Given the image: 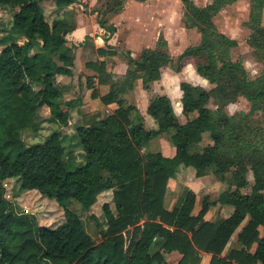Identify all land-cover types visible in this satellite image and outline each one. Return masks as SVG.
Segmentation results:
<instances>
[{"label":"trees","instance_id":"trees-1","mask_svg":"<svg viewBox=\"0 0 264 264\" xmlns=\"http://www.w3.org/2000/svg\"><path fill=\"white\" fill-rule=\"evenodd\" d=\"M78 1L52 0L58 11L49 20L40 0H0V7L15 8L7 31L9 43L0 48V264H201V251L211 253L208 264H264V135L253 133L248 122L250 114L264 110V69L250 77L244 63L232 59L237 39L219 30L215 22V15L236 0L204 5L182 0V22L198 29L200 41L175 57L163 35L137 57L127 50L122 81L115 80L107 68L106 56L117 53L109 43L117 26L108 15L120 13L126 0H109L97 8L108 46L97 47L100 59L85 62L95 71L86 80L91 84L97 76L99 84H108L107 91L94 87L90 95L115 108L95 122L77 124L83 154L66 156L58 128L72 119L75 99H62L60 77L72 76L75 50L92 37L89 33L81 39L75 36L72 4ZM263 8L264 0H251L248 25L254 56L264 64ZM190 56L200 59L196 71L213 86L180 82L182 113L187 117L183 122L167 94L154 95L147 112L158 126L146 128L140 115L133 118L137 107L123 93L138 79L149 89L164 67L180 71ZM240 96L251 102L250 110L228 114L224 107ZM211 99L215 109L209 106ZM47 123L56 126L45 139L25 141V131L36 135ZM170 128L174 154L141 152L140 147ZM204 134L210 141L201 145ZM68 161L79 163L69 168ZM180 165L192 166L197 177L211 168L225 179L230 171L235 187L221 190L215 198L204 195L195 213L197 192L188 186L169 208L166 192ZM249 168L254 183L246 193L241 188L249 183ZM13 177L22 189H36L62 204L64 221L56 226L39 224L33 214L15 211L1 186L2 180ZM108 190L114 209L110 201L103 202L106 226L95 243L80 214L67 202L76 199L90 209ZM216 203L230 205L232 211L216 220L204 218ZM235 232L240 245L223 255ZM173 251L179 257L169 261L166 253Z\"/></svg>","mask_w":264,"mask_h":264},{"label":"rangeland","instance_id":"rangeland-1","mask_svg":"<svg viewBox=\"0 0 264 264\" xmlns=\"http://www.w3.org/2000/svg\"><path fill=\"white\" fill-rule=\"evenodd\" d=\"M108 1L109 0H79L72 4L73 16L77 25L75 36L81 39L85 34L89 33L92 37L88 41L85 53H82L81 48L75 50L76 59L73 74L78 75L79 79L77 78L75 81H70V76L60 77L62 82H64L63 85H65L62 99L68 100L71 98L75 99L76 97V99L73 100V106H71L72 119L68 125L59 126L58 128L63 143L66 146V156L72 154L81 156V154H83V147L76 134L75 128L77 124H90L95 122L111 111H106L108 108L107 106L111 105L112 109L115 108V104H106L101 100L91 102V98L94 97H92L90 93L94 87L99 88V83L97 76L93 77V83H87V73L92 75L95 71L92 69L87 71V67L84 65L86 60L101 58V55L96 51V46L100 43L105 44L104 46H108L103 41L104 39L102 37L103 33H106L107 30L98 24V12H96L97 8L104 6L106 3L108 4ZM193 1L198 5H204L212 0ZM40 2H42L45 8L47 18L52 20L53 15L58 9L55 8L52 0H40ZM250 2L251 0H236L226 5L215 15V22L219 30L236 38L238 41V45L231 50L232 59L241 60L248 70L250 77H256L263 71L264 64L254 56V47L250 42L251 29L248 25ZM14 11L15 8L5 4L0 7V28H4L0 31V48L9 43L7 31L11 28ZM183 11L184 7L182 0H126L124 9L119 15L115 16V14L110 13L108 15L109 20L117 25L116 33L111 37L110 45L116 48L117 53L115 55L106 56V61L108 70L114 73V79L122 81L124 78V70L127 65L125 52L127 50H130L133 57H137L143 47H154L160 35L166 38L167 48L174 57L186 46L198 43L201 34L195 27L187 28L184 26L182 22ZM262 23L264 24V8ZM141 30H143V33H141ZM19 35V38L23 40L24 36L22 34ZM93 36H100L102 41L98 44V40H92ZM114 36L115 39L112 40ZM126 36H131V42H128L129 45L126 44ZM114 44L118 45L115 46ZM199 60L198 57L185 59L180 71L173 69V67L169 65L164 67L161 78L154 81L149 89H145L141 79H138L131 89L123 93L128 103L134 104L137 107V110L132 112L133 118L136 119L137 116L140 115L144 120L146 128H157V122L147 112V107L150 99L154 95L164 93L170 94L171 97H169L174 99V101H172V99L171 101L178 120L180 122L185 121L187 117L182 113V103L178 104L176 101L178 100L176 96H180V82L182 80H188L195 84H202L206 88L213 86V83L202 78L201 75L197 73L196 63ZM76 84H78V86L74 88L73 86H76ZM106 90H108L107 87L105 88V91ZM86 91L88 92L87 94L85 93ZM85 100L88 102L87 104L91 103L87 106H83ZM78 104L82 108L78 109V106L76 107ZM209 106L214 109L216 107L212 99L209 102ZM63 107H65L64 104ZM250 107L251 102L246 97L240 96L237 101L226 105L224 110L228 114L240 112L247 113ZM97 108L100 110H95ZM248 122L253 125V133L257 132V134L261 133L262 136L264 135V110L254 111L249 115ZM55 126L56 123L44 124L43 128L36 133V135L28 130L24 132L23 137L27 143L42 141L45 139L46 134L53 130ZM172 132L173 128H170L168 131L152 138L143 145V147H140L141 152L160 150L170 153L172 147H174L170 140ZM260 138L256 142H259ZM208 141H210L208 135H205L201 141V145L206 144ZM200 148L201 146L192 148V150ZM78 163L77 161H68L67 165L69 168H74ZM246 176L249 183L246 187L241 188V190L249 193L254 183L253 170L250 168L247 169ZM173 178L165 196V204L171 208L176 204L178 197L183 194L185 188L189 186L197 192L196 205L193 210L195 213L199 211L201 200L204 195L209 194L211 198H215L221 190L235 187V181L230 171L226 173L225 179H220L214 174L211 168H209L203 176L197 177L195 175V169L192 166L186 167L180 165L176 176ZM1 186L4 189L6 200H8L15 211L33 214L39 224L56 226L64 221L65 215L63 206L55 198L45 196L36 189H22L17 177L2 180ZM111 198V190L104 192L90 209H85L76 199H70L67 202L70 208L80 214L87 231L92 236L95 243L101 240L100 229L106 226V217L102 208L103 202L110 201L111 207L114 209ZM230 207L232 209L230 205L216 203L210 207L204 218L216 220L227 215ZM239 245L237 239L231 240L223 252V255H225L230 247H237Z\"/></svg>","mask_w":264,"mask_h":264},{"label":"crops","instance_id":"crops-1","mask_svg":"<svg viewBox=\"0 0 264 264\" xmlns=\"http://www.w3.org/2000/svg\"><path fill=\"white\" fill-rule=\"evenodd\" d=\"M125 4H126V1H125V3H124V6H125ZM123 11V10H122ZM120 13H117V14H115V16H117V15H119ZM111 22V21H110ZM115 24V23H114ZM116 25V24H115ZM117 26V25H116ZM116 33V32H115ZM114 33V34H115ZM141 33H143V30H141ZM113 37V36H112ZM127 37V36H126ZM131 36H128L127 37V39L125 40L126 41V44H128L129 45V43L131 42ZM115 39V36H114V38L112 39V40H114ZM92 40H98V44L100 43V41H102V38L100 37V36H93V38H92ZM104 41V40H103ZM111 38H110V40H109V43L111 44ZM129 42V43H128ZM88 45V43L87 44H85V45H82V46H79L78 48H81L82 49V53H85V49H86V46ZM102 45H105V44H99L98 46H96V49H97V47H99V46H102ZM115 46H117L118 44H114ZM114 49H116L115 47H113ZM77 50V49H76ZM187 58H191V56L190 57H187ZM186 58V59H187ZM76 59V58H75ZM87 61V60H86ZM85 61V62H86ZM85 62H84V65H85ZM74 66H75V61H74ZM90 68H88L87 67V71L89 70ZM73 73H74V67H73ZM87 74H89V73H87ZM200 75V74H199ZM74 77V78H73ZM202 77V76H201ZM79 79V76L78 75H76V74H72V76H70V81H75L76 79ZM202 78H204V77H202ZM206 79V78H205ZM63 84H64V82H62ZM73 83V82H72ZM71 83V84H72ZM65 86V85H64ZM78 86V84H76V86H73L74 88H76ZM108 84H99V88L101 89V91H103V92H105V88L107 87L108 88ZM88 91V90H87ZM85 92L86 94L88 93V92ZM107 91V90H106ZM179 93H180V96L178 95V96H176V99H178V100H176L177 101V103L178 104H180L181 103V97H182V90H181V88H180V86H179ZM168 96H170V94H167ZM78 97V96H77ZM171 97V96H170ZM179 98H180V100H179ZM75 99H76V97H75ZM172 99V101H174V99L173 98H171ZM99 100H101L99 97H95V98H91V102L92 101H99ZM85 102H86V100H85ZM85 102H84V105L83 106H87V105H89V104H87L88 102H86V104H85ZM78 106V109L79 108H82L81 106H79V104L78 105H76V107ZM108 108H107V110L106 111H113V109L111 108V105H109V106H107ZM95 110H100L99 108H97V109H95ZM94 111V110H93ZM111 111L109 112V113H111ZM108 113V114H109ZM104 117V116H103ZM101 118V117H100ZM165 154L167 153V152H165V151H163ZM168 155H172V154H174V147H172V150H171V152L170 153H167ZM174 178H171L170 179V181H169V184L171 183V181L173 180ZM166 194H167V192H166ZM232 211V209H231V207H230V209H229V212H228V214L230 213ZM236 232L232 235V237H231V239H230V241L228 242V244L231 242V240H233V239H236ZM234 235H235V237H234ZM227 244V245H228ZM227 247V246H226ZM166 257H167V259L169 260V261H175V260H177V258L179 257V252H177V251H173V252H169V253H166ZM211 257V253H209V252H205V251H202V260H201V264H208V261H209V258Z\"/></svg>","mask_w":264,"mask_h":264}]
</instances>
